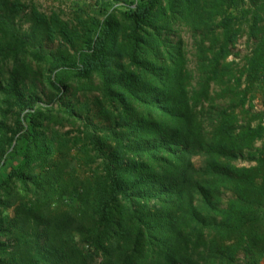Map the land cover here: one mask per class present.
Instances as JSON below:
<instances>
[{
	"label": "trees",
	"instance_id": "16d2710c",
	"mask_svg": "<svg viewBox=\"0 0 264 264\" xmlns=\"http://www.w3.org/2000/svg\"><path fill=\"white\" fill-rule=\"evenodd\" d=\"M91 1L0 0V264H264V0Z\"/></svg>",
	"mask_w": 264,
	"mask_h": 264
},
{
	"label": "rangeland",
	"instance_id": "374dc122",
	"mask_svg": "<svg viewBox=\"0 0 264 264\" xmlns=\"http://www.w3.org/2000/svg\"><path fill=\"white\" fill-rule=\"evenodd\" d=\"M89 2L92 3L91 0H23V2L27 5L26 10L24 12V16L21 18L20 26L23 30H26L29 27V23L27 22V18L25 17L28 12L35 8L43 13H50L53 11H57L60 14H62L63 18H66L71 13L72 7L75 6L76 3H82V2ZM183 36L186 37V34L183 33ZM253 42H250V40L247 38L246 35H243L239 41L236 44V47L233 49V54L230 56L229 60H233L236 65L241 67L243 65L244 57L249 54V52L252 49ZM58 46L57 42L52 43L49 45V48H56ZM189 68L191 71H194V61L192 54H189ZM193 85H195V81H193ZM218 89L216 87H213L212 93L213 95L216 94ZM96 95V93H88L86 96L89 99H93V97ZM78 97H80L82 100L85 99L83 94H79ZM228 105V100L223 99H216L214 101V106L217 108L219 107H225ZM208 107V105L206 106ZM254 110L255 111H261L264 110V105L261 102V100L256 99L254 101ZM262 146V141H258L255 145L256 148H260ZM194 162L197 166H200L201 159L199 157L194 158ZM237 164L239 166H250L253 165V162H248L247 160L241 158L237 161ZM9 165V164H8ZM8 165L0 172V177L4 176L6 173V170L8 168ZM229 198L228 194L223 195V199L226 201Z\"/></svg>",
	"mask_w": 264,
	"mask_h": 264
}]
</instances>
